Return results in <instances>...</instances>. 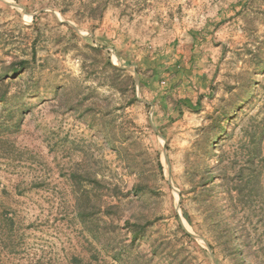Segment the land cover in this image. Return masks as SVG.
<instances>
[{
  "label": "rangeland",
  "instance_id": "1",
  "mask_svg": "<svg viewBox=\"0 0 264 264\" xmlns=\"http://www.w3.org/2000/svg\"><path fill=\"white\" fill-rule=\"evenodd\" d=\"M5 1L0 72L31 60L33 49L36 59L30 72L10 82L9 96H17L12 106L0 103L3 117L11 110L22 117L20 128L0 142V264H214L213 257L216 264H236L224 250L221 215L238 227L242 249L251 241L256 256H263L264 158L262 194L249 199L250 211L234 213L227 186L214 180L220 214L214 234L194 208L191 180L198 175H190L189 165L208 161L201 129L222 100L253 77V98L228 123L210 161L218 165L216 173L228 170L240 179L241 168L247 176L245 127L264 114V71L253 66L254 54L264 49V0ZM101 4L104 10L97 9ZM88 45L105 54L97 56ZM108 58L128 72L106 67ZM133 68H140L137 78L144 83L137 101ZM26 84L30 90L22 94ZM199 98L198 112L174 111L178 101L196 104ZM95 179L102 184L94 185ZM135 185L144 193L136 196ZM184 210L201 234L186 222ZM137 221L146 238L131 245L128 224Z\"/></svg>",
  "mask_w": 264,
  "mask_h": 264
},
{
  "label": "trees",
  "instance_id": "2",
  "mask_svg": "<svg viewBox=\"0 0 264 264\" xmlns=\"http://www.w3.org/2000/svg\"><path fill=\"white\" fill-rule=\"evenodd\" d=\"M107 5L101 4L100 7L97 9L106 8ZM103 12V11H102ZM75 34L76 32L73 31ZM91 50L97 55L102 56L105 54L103 49L99 46L88 45ZM31 60H20L18 62L13 63L8 68L1 67L0 72V103L5 109H9L11 107V103L13 99H17V96H9L10 93V82L16 81L21 74L24 72H30L31 63L33 60L36 59V49L32 50L31 53ZM254 70L257 72L264 71V49H259L254 54ZM106 67L109 66L111 70L115 73H127L128 71L122 67L118 68L113 65L111 60L108 58L106 63ZM136 73L140 75V68L136 70ZM198 74V73H197ZM257 74V73H256ZM253 77H250L243 83L240 88H237V92L231 93V96L226 100H222V104L215 109L214 113L209 117L211 120L210 125L201 129L203 133L202 139V151L203 155L208 157V161L197 160L189 165L191 167V176L194 174L198 175L196 180H191L193 183L192 192L193 193V204L194 208L197 212L204 216V225L210 230L212 234L217 232V228L215 227V218L220 216V214L214 209V200L212 192L215 188V179L219 178L222 183H224L227 189L228 198L231 200V203L234 204V213H237L238 208L243 210H249L252 208V204L250 203V198L255 196L256 194H262V175L260 165H263V143H264V114L262 117H252L251 123L249 126L245 127L244 132V145H245V155H243L244 165L243 167L248 168L247 176H245L244 169H239L236 173L240 179H237L236 176L231 177L229 175L228 170H223L221 173H216V167L211 165L212 156L216 150L222 144V136H227V125L230 121H234L238 114L237 111L240 109L242 110V105L247 104L251 101L255 93V87L253 86ZM9 82V83H7ZM141 86L144 84L141 79H139L138 84L136 81H132V89L135 94L132 101H137V94L136 90L138 89V85ZM239 83H237L238 85ZM28 84L25 85V89H22V94L29 92ZM236 86V85H235ZM234 88H230V91L234 90ZM166 98V95H163V99ZM203 98V97H202ZM202 98H199L196 104H193L191 99L180 100L175 104L174 111L181 116L183 114L182 109L186 108L193 112H198L199 107L201 106ZM19 110H11L8 115L3 117L0 115V142L5 139V137L9 136L11 133L16 132L22 123V117L17 119ZM169 123H173L172 120ZM151 128V127H150ZM199 147L200 142L197 141ZM123 146L120 145L118 147L119 151H122ZM221 148V147H220ZM223 156H225V153ZM221 153V154H222ZM222 156V157H223ZM220 157V161L218 164H222L224 159ZM237 160V159H236ZM234 160V161H236ZM262 161V162H261ZM237 162V161H236ZM234 164V163H233ZM235 164H238L235 163ZM160 169H162L161 164L158 163ZM233 169V165L231 167H226ZM73 181L78 180L76 175L72 176ZM94 185L100 186L102 182L95 179L93 181ZM200 185V186H199ZM134 193L136 196H139L144 193L145 189L142 188V185H135L133 188ZM233 192H236L234 195ZM254 208V207H253ZM240 210V211H241ZM250 211V210H249ZM183 216L186 222L189 224L191 228L197 233L201 234L200 226H196L191 216L190 212L184 210ZM80 217L84 220L85 214L81 213ZM222 221H219L224 224V232L223 234L225 237V251L230 255L233 256V261L238 264H264V254L261 258L256 256V250L254 249L253 245L250 242L245 241V248L242 249L243 241L241 240L242 235L238 231V227H231L230 224L226 221L227 218L224 215H221ZM129 231L132 234V244L131 245H138L140 241L145 240L146 238V227L140 221L136 223H129ZM219 226V224H218ZM178 229L182 232L183 236L186 237L189 241L193 242V239L186 234L184 229L182 228L181 224L178 221ZM210 247L215 252V247L212 243H209ZM130 245V247H131ZM244 246V245H243ZM154 255H157L158 252L155 250ZM114 260L122 261L120 255H114ZM217 259V258H216ZM236 263V264H237ZM173 264V263H169Z\"/></svg>",
  "mask_w": 264,
  "mask_h": 264
},
{
  "label": "water",
  "instance_id": "3",
  "mask_svg": "<svg viewBox=\"0 0 264 264\" xmlns=\"http://www.w3.org/2000/svg\"><path fill=\"white\" fill-rule=\"evenodd\" d=\"M4 1H5V0H4ZM5 2H6L8 5L12 6V7H15V8H21V7L18 6V5H15V4H12V3H9V2H7V1H5ZM133 71H134V73H135L136 84H138V78H137V73H136L135 68H133ZM155 132L157 133L159 139H160L161 141H164L163 136L160 134V130L155 129ZM163 157H164V159H167V149H166V148H164V151H163ZM168 182H169L171 188L173 189V191H174L175 193L178 194L177 190L173 187L172 180H171L170 176L168 177ZM177 211H178V213L180 212V203H179V206H178V208H177ZM180 219H181L182 223H183L184 225H186V227H187V229H185L186 232H187L192 238H195V239H196L197 237H196L195 235H193V234L190 232V228L187 226L185 220L183 219V217H182L181 215H180ZM200 241H201L202 243H204L205 245H207L206 242H205L204 240L200 239ZM213 262H214V264H216V260H215L214 257H213Z\"/></svg>",
  "mask_w": 264,
  "mask_h": 264
}]
</instances>
